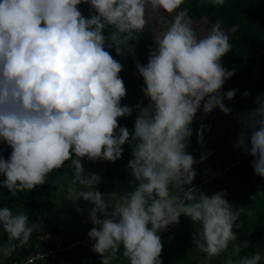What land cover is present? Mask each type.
Here are the masks:
<instances>
[{
  "label": "clouds",
  "instance_id": "9594fccd",
  "mask_svg": "<svg viewBox=\"0 0 264 264\" xmlns=\"http://www.w3.org/2000/svg\"><path fill=\"white\" fill-rule=\"evenodd\" d=\"M184 0H0V143L10 149L0 156V187L13 196L46 183V177L71 161L74 174L67 199L93 205L86 222L91 251L101 264H112L123 247L128 264H162L160 231L187 217L200 230L192 234L195 247L208 259L224 252L237 239L234 229L241 209L231 205L227 192L211 197L190 187L193 165L202 163L187 152L190 127L203 102V113L215 108L228 115L221 94L235 74L221 58L232 50L219 23L203 36L191 26ZM223 5L225 0H212ZM90 5V17L78 5ZM176 14L166 30L155 37L146 65L137 64L145 87L146 105L137 104L130 132L118 118L131 117L133 108L121 105L126 88L122 65L106 49L119 55L122 45L146 24V11ZM111 29V31H108ZM107 31V35L105 32ZM245 91L243 96L248 97ZM255 108L237 116L240 132L235 147L251 155L254 174L264 178V92L254 98ZM208 129L201 124L197 142L203 145ZM128 144L127 163L135 187L121 195L103 194L101 177L85 172L82 158L115 162ZM255 198V195L252 199ZM0 227L9 243L0 255L10 257L27 244L35 225L29 217L0 207ZM18 241V243H12ZM236 252L240 249L237 247ZM255 252L235 264H261ZM226 264H234L229 258Z\"/></svg>",
  "mask_w": 264,
  "mask_h": 264
},
{
  "label": "rangeland",
  "instance_id": "374dc122",
  "mask_svg": "<svg viewBox=\"0 0 264 264\" xmlns=\"http://www.w3.org/2000/svg\"><path fill=\"white\" fill-rule=\"evenodd\" d=\"M186 3L187 1L184 0L181 9H183ZM175 14V12L169 14L162 10L159 13L148 11L145 14L146 24L144 27L147 35L155 39L156 36L162 34L171 23L172 17ZM190 21L193 30L198 36L207 34L210 29L207 27L205 21ZM223 30L227 35L231 33V30ZM108 31L111 30L109 29ZM105 35H107V31ZM245 91L249 92L250 95L248 97L243 96ZM262 92L264 90L253 92L248 86L242 89L236 100L226 106L231 110L228 115L221 112L219 108L213 109L209 114H204L202 102L201 108L198 110L190 126L193 134L188 142L187 152L197 161L200 160L202 153L209 154L202 163L193 165L196 176L190 187L197 188L209 197L217 192L225 191L228 194L226 197L227 201L234 207L241 209V215L237 221L241 224V228L237 229L239 232L234 229L237 234V239L229 243L230 247L226 249L227 251H224V253H228L229 257L232 256L234 258H240V253L236 252L231 254L230 251L235 250L237 247H245V250H248V244L252 248L248 250L250 255H253L255 252H260L264 256V247L261 249L257 242L260 241L264 246V178L254 174V170L251 167L253 157L244 154L240 149L235 147L240 132L237 116L239 113L255 108L254 98ZM201 124L205 125L208 129L203 134V145L197 142V130ZM127 129L130 132L132 131L130 128ZM122 147L124 151L120 159L115 162L98 159L92 169L85 170L86 173L93 172L101 177V183L97 187L105 195L113 191H118L121 195H124L136 186L132 181L130 171L126 167L128 161L132 159V150L128 144ZM6 148L7 145L2 144V152L6 151ZM243 156H245L244 159L232 165L233 162ZM218 172L221 173L214 175ZM73 174L63 179L60 188L48 203L46 211H44V213L52 218L56 229H59L60 234L64 237L66 235L73 236L76 234L68 232L67 229H71L72 227L80 228L82 230L80 231L81 235L83 233L87 234L93 227L91 222H86L88 218L87 212H84L83 215L76 212L77 207L84 209L85 207H92L93 205L83 200L73 204L67 199V188ZM208 176L213 177L202 182L201 185L197 184ZM254 195L255 198L252 199ZM67 220H69V225L72 227L67 225ZM65 221L67 222L65 223ZM39 225L42 227L45 223L41 220L39 221ZM167 229L166 231H160L158 233L163 245L160 256L162 264L182 263L185 259L183 255L172 256V253L181 247L185 249L187 264H215L212 260L215 257L208 259L204 253H201L195 247L192 240V234L200 230L199 224H194L187 217L181 216L177 224L170 225ZM245 229L247 231H244ZM5 233V231H0V244H5ZM183 234L186 235L184 241L178 242V236ZM233 245L234 248L232 249L231 246ZM167 255H170L171 259H167ZM221 256L222 253L217 257L220 258ZM261 262L264 264V260ZM0 264H6V258L2 255L0 257Z\"/></svg>",
  "mask_w": 264,
  "mask_h": 264
},
{
  "label": "trees",
  "instance_id": "16d2710c",
  "mask_svg": "<svg viewBox=\"0 0 264 264\" xmlns=\"http://www.w3.org/2000/svg\"><path fill=\"white\" fill-rule=\"evenodd\" d=\"M186 1L183 10H186L190 20L205 21L208 28L219 23L222 29L231 30L228 37L232 50L221 58V63L227 70L235 69V74L225 81L220 91L222 95L229 90L237 91L231 101L223 100L225 106L233 103L242 89L247 86L253 92L264 90V0H225L223 5H214L212 0ZM78 8L85 17L94 14L90 5L81 4ZM154 40L147 35L144 28L140 32H134L132 38L121 46V54L118 55L114 48L106 49L122 65L119 75L124 82L126 95L122 98L121 105L134 109L131 117L118 118L120 126L133 129L137 115L135 106L138 103L142 106L148 103V99L142 93V88L145 87L143 78L140 77L136 65L138 63L147 64L149 49L155 47ZM10 152L11 149L8 146L6 151L2 152V143H0V156L7 160ZM97 161L98 159L96 161L81 159L85 170L92 169ZM73 173L74 170L69 160L60 169L49 173L44 185H38L30 191L17 192L13 196L6 188L0 187V207H9L14 214L28 215L30 225H35L30 236L32 241L44 238L48 234L52 235L57 229L52 218L44 211L60 188L63 179ZM41 220L45 223L42 227L39 225ZM0 231H4L2 227ZM5 234V244H0V246L9 243L8 235ZM12 243H18V241H12ZM47 244L45 243L44 248L53 246ZM21 249L22 247H18L13 255L5 257L6 264L20 260L28 254V251L25 249L21 251Z\"/></svg>",
  "mask_w": 264,
  "mask_h": 264
},
{
  "label": "crops",
  "instance_id": "0c3cea01",
  "mask_svg": "<svg viewBox=\"0 0 264 264\" xmlns=\"http://www.w3.org/2000/svg\"><path fill=\"white\" fill-rule=\"evenodd\" d=\"M244 157L245 156L237 159L235 162L232 163V165L239 163L241 161V159H244ZM221 172H218L214 175H219ZM213 176H208L206 179H204L203 181H200V183H197V184L201 185L202 182L211 179V177H213ZM67 221H65V223L67 222V225H69L70 222H69V220H67ZM245 223H247V222H245ZM69 226H71V225H69ZM67 230L69 233H76V234L73 236H67L66 235V237H64L60 234V230L57 229V230H55L56 232L54 234H52V235L48 234L44 238H40L39 240L32 241L30 239L27 244L22 246L21 251H23V249H25L26 251H28V253H30V252L35 251L37 249H42V248L46 247L45 243H48L47 245L64 243V244L71 246V249H70L69 253L63 255L60 258L59 263H61V264H101L100 256L97 253H94L91 251V241H90L88 235L84 234L83 232H82L83 234L81 235L80 231H82V230L80 228H76V227H72L71 229H67ZM244 231H247V229H245ZM185 237H186V235H184V234L179 235L178 236V242H180V241L183 242ZM257 242L259 244V247L261 249H263L264 246L261 244V242L260 241H257ZM229 243H232V241ZM4 246H6V245H4ZM229 247L230 246H228V248ZM231 247L233 249L234 245ZM248 247H249L248 250L252 249L249 244H248ZM238 248L240 249V251H239L240 258H234L232 256L229 257L227 252H225V253L222 252V256L220 258L215 257L212 260L214 261L215 264H226V261L229 258H231V260L235 264L236 259L240 260L241 258L251 256L249 254L248 250H245L246 249L245 247H238ZM230 252H231V254L236 253L235 250H231ZM13 254H14V252L11 255H13ZM185 254H186L185 249L183 247H181V248H177V251H174L172 253V256L183 255L185 259L180 264H187ZM0 257H1V255H0ZM166 257H167V259H171L170 255H167ZM112 264H128L127 258H125L123 256V247L122 246H121L120 250L117 252L116 258L112 261ZM261 264H263V263L261 262Z\"/></svg>",
  "mask_w": 264,
  "mask_h": 264
},
{
  "label": "built area",
  "instance_id": "2783aa9c",
  "mask_svg": "<svg viewBox=\"0 0 264 264\" xmlns=\"http://www.w3.org/2000/svg\"><path fill=\"white\" fill-rule=\"evenodd\" d=\"M71 246L58 243L48 248L32 251L20 260H14L11 264H61L60 258L69 253Z\"/></svg>",
  "mask_w": 264,
  "mask_h": 264
}]
</instances>
